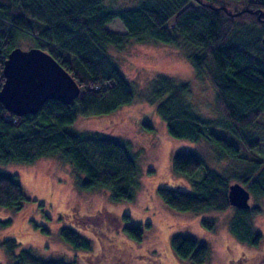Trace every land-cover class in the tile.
Listing matches in <instances>:
<instances>
[{
  "label": "trees",
  "instance_id": "1",
  "mask_svg": "<svg viewBox=\"0 0 264 264\" xmlns=\"http://www.w3.org/2000/svg\"><path fill=\"white\" fill-rule=\"evenodd\" d=\"M128 3V2H127ZM113 0H0V88L4 60L17 42L30 37L35 46L50 53L80 87L69 103L45 100L36 113L15 115L0 101V165L31 163L41 157L68 162L78 174L81 189L101 188L114 200H131L139 172L138 152L131 141L102 130L73 131L67 128L78 114L108 113L135 100H144L164 120L167 132L176 138L206 141L220 156L247 161L233 171L207 168L196 150L177 151L172 169L190 180L192 190L158 186L160 198L180 212L225 210L228 185L239 181L255 197H264V157L252 153L262 138L253 127L264 112V0H137L134 4ZM119 18L124 31L106 28ZM131 41H152L179 47L194 69L207 75L215 89L216 106L222 115L217 124L239 141L233 143L210 130L211 121L196 113L185 100L188 82L176 83L159 74L138 87L121 72L116 49ZM118 60V61H117ZM147 129L152 125L144 121ZM250 154V157L243 154ZM204 167L200 178L197 170ZM30 199L17 176L0 169V207L19 210ZM42 208L43 203H38ZM229 229L240 241L256 244L260 233L251 215L256 207L238 208ZM43 216L48 215L41 211ZM128 218V217H125ZM35 228L48 229L30 220ZM11 219L0 218V228ZM212 229L215 220L203 219ZM136 240L143 227L125 225ZM61 240L75 249H90L89 238L71 226L58 229ZM9 264H73L63 257H43L31 247H19L13 237L0 240ZM175 253L192 264L208 260L205 242L175 234Z\"/></svg>",
  "mask_w": 264,
  "mask_h": 264
},
{
  "label": "rangeland",
  "instance_id": "2",
  "mask_svg": "<svg viewBox=\"0 0 264 264\" xmlns=\"http://www.w3.org/2000/svg\"><path fill=\"white\" fill-rule=\"evenodd\" d=\"M113 1L116 4L137 2ZM105 26L124 31L119 18ZM24 38L17 42L18 46H35L30 37ZM114 52L123 75L138 87L159 74L169 76L176 83L188 82L185 100L196 113L212 122L203 127V131L212 130L239 143L228 129L217 124L223 117L217 109L215 89L209 77H196L190 60L179 47L162 42L131 41ZM152 108L144 100H135L108 113L78 114L67 125L69 130H102L131 141V147L139 157L137 183L131 200H114L101 188H79V175L71 165L54 157H41L31 163L1 164L2 171L17 176L30 201L19 210L0 207V218L11 219L9 226L0 228V240L13 237L19 247L29 246L43 257L73 259V264H192L189 259L180 258L171 246L172 236L180 233L207 244L209 257L203 264H264V197L250 194L249 203L257 208L251 215V223L260 238L256 244H248L236 238L229 229L234 212L232 206L200 213L180 212L165 204L157 192L158 186L193 189L187 177L172 169V156L177 151L196 150L204 158L207 168L222 172L233 171L247 161L220 156L204 140L171 136L164 120ZM144 121L153 128L147 129ZM253 130L262 138L250 152L264 157V112ZM243 154L250 157V154ZM203 173L204 167L199 168L195 178H200ZM38 203L44 206L40 208ZM208 218L215 220L212 229L202 224V220ZM31 219L44 225L48 232L35 228ZM137 224L143 227L140 240L124 230L125 225ZM62 225L71 226L89 238L90 249H75L61 240L58 229ZM9 263L10 259L0 245V264Z\"/></svg>",
  "mask_w": 264,
  "mask_h": 264
},
{
  "label": "water",
  "instance_id": "3",
  "mask_svg": "<svg viewBox=\"0 0 264 264\" xmlns=\"http://www.w3.org/2000/svg\"><path fill=\"white\" fill-rule=\"evenodd\" d=\"M3 75L0 101L15 115L36 113L47 99L69 103L80 90L73 75L50 53L37 46L12 48L4 60ZM250 194L239 181L228 185L227 197L231 206L250 207Z\"/></svg>",
  "mask_w": 264,
  "mask_h": 264
},
{
  "label": "bare ground",
  "instance_id": "4",
  "mask_svg": "<svg viewBox=\"0 0 264 264\" xmlns=\"http://www.w3.org/2000/svg\"><path fill=\"white\" fill-rule=\"evenodd\" d=\"M2 73H3V69H2ZM4 76V75H3Z\"/></svg>",
  "mask_w": 264,
  "mask_h": 264
}]
</instances>
